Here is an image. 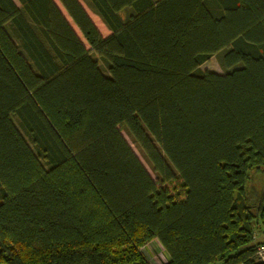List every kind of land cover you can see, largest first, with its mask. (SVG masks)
Segmentation results:
<instances>
[{"label":"trees","instance_id":"obj_1","mask_svg":"<svg viewBox=\"0 0 264 264\" xmlns=\"http://www.w3.org/2000/svg\"><path fill=\"white\" fill-rule=\"evenodd\" d=\"M58 1L0 0V264H264V0Z\"/></svg>","mask_w":264,"mask_h":264},{"label":"rangeland","instance_id":"obj_2","mask_svg":"<svg viewBox=\"0 0 264 264\" xmlns=\"http://www.w3.org/2000/svg\"><path fill=\"white\" fill-rule=\"evenodd\" d=\"M54 1L59 6L61 11L64 13L66 18L69 20V22L72 24V26L74 27L75 31L79 35V37L84 41V43H86L85 40L83 39V37L81 36L80 32L78 31V29L74 26V24L72 23L71 19L66 14L65 10L63 9V7L60 5L59 1L58 0H54ZM79 1L82 4V6L84 7V9L86 10V12L88 13V15L90 16V18L92 19V21L94 22V24L100 30V32L104 36L109 35L110 34L109 29L103 23L101 18L95 13L93 8L90 6L88 0H79ZM95 57L97 59H99V57L97 55H95ZM99 64H100V67H101L102 71L105 74H107L108 72H107V69H106L105 65L102 62H99ZM201 68L203 70L215 71V72H218V73H221V74L225 72V70L221 67V65L219 63L218 56L212 57L211 60H209L208 62L204 63L201 66ZM122 134L125 137V139L128 141V143L130 144V146L133 148L135 153L138 155V157L140 158V160L142 161V163L144 164L146 169L149 171V173L153 176V178H156V176H155L154 172L152 171L149 163L147 162V160L145 159V157L143 156L142 152L137 147V145L135 143H133L132 139L126 133L125 130H122ZM247 190H248L249 197H250V194H251V197L253 198V200H255V201L257 200L258 202H261L264 199V174H261V173H259V174L256 173L255 174L254 173L252 175V177L247 182ZM141 250L144 253V255L146 256L147 261H149V264H163V262H165V260H166L165 253L162 251L160 246L158 244L154 243V242H151L150 244H148L146 247L142 248Z\"/></svg>","mask_w":264,"mask_h":264},{"label":"built area","instance_id":"obj_3","mask_svg":"<svg viewBox=\"0 0 264 264\" xmlns=\"http://www.w3.org/2000/svg\"><path fill=\"white\" fill-rule=\"evenodd\" d=\"M256 257L259 261L264 263V243L258 246Z\"/></svg>","mask_w":264,"mask_h":264},{"label":"crops","instance_id":"obj_4","mask_svg":"<svg viewBox=\"0 0 264 264\" xmlns=\"http://www.w3.org/2000/svg\"><path fill=\"white\" fill-rule=\"evenodd\" d=\"M257 239H260V237H259V238H257ZM154 243H156V244H157V242H156V241H154Z\"/></svg>","mask_w":264,"mask_h":264}]
</instances>
